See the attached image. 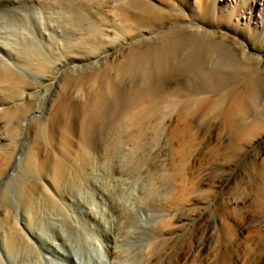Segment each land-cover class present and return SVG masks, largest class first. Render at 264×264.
<instances>
[{
	"label": "bare ground",
	"instance_id": "6f19581e",
	"mask_svg": "<svg viewBox=\"0 0 264 264\" xmlns=\"http://www.w3.org/2000/svg\"><path fill=\"white\" fill-rule=\"evenodd\" d=\"M93 7L95 12L89 10ZM26 9L35 23L45 26L39 31L44 48L28 39L30 31H16ZM73 23L77 32H72ZM254 40H264V0H0V147L9 148L12 137L23 132L31 136L19 161L27 175L14 181L20 221L0 191V264H46L43 249L49 251L54 239L66 247L69 236L50 223L46 208L63 216L69 232L71 217L61 198L44 190L46 183L65 201L85 182L103 194L110 209L108 228L100 230L108 256L116 257L107 243L125 233L132 217L109 184L116 187L115 175L131 168L144 172V151L132 166H120L112 153L120 144H135L136 137L141 142L150 138L145 134L154 117L168 122L170 164L182 165L200 135L194 134L192 118L219 119L217 129L232 137L234 146L264 143V66L261 57L247 53ZM233 45L243 50L241 56ZM62 59L71 67L59 73ZM171 74L179 80L163 89ZM7 89L12 93L4 96ZM167 104L174 107L166 111ZM11 157L0 154V185ZM146 172V181L152 182ZM243 172L232 185L233 196L219 204L222 248L212 245V225L199 231L211 221L201 207L204 201L177 197L168 173L151 186L152 196L142 195L146 206L165 212L155 220L160 225L147 233L158 237L157 244L151 251L137 245L130 259L140 257L142 264H261L256 255L264 245L252 243L261 230L254 228L252 213L242 212V197L253 190L255 202L264 205V146ZM174 176L179 178V169ZM180 177L188 185L193 175L183 169ZM204 185L198 181L195 186ZM159 189L171 198L157 196ZM163 199L169 201L167 208ZM196 204L200 208L189 212ZM87 216L97 224L93 212ZM194 219L193 232L172 248L180 230ZM46 229L52 231L50 237Z\"/></svg>",
	"mask_w": 264,
	"mask_h": 264
},
{
	"label": "rangeland",
	"instance_id": "374dc122",
	"mask_svg": "<svg viewBox=\"0 0 264 264\" xmlns=\"http://www.w3.org/2000/svg\"><path fill=\"white\" fill-rule=\"evenodd\" d=\"M72 9V5L66 6L65 15L71 16ZM26 10H23L25 13L23 14V18H21L22 22L20 24L22 26L19 24L16 31H20L25 34L30 31V36L27 35L28 39H32L34 42L36 41L40 46L43 45L41 47L44 48L45 41L42 39L39 31H45L43 30L45 26L40 25L37 22L36 24L32 17V12H28V10ZM58 10H61V8ZM89 10L91 12H95L94 7ZM76 23H73V26L71 27L72 32L78 31ZM33 27L36 30H34ZM50 46L53 48V45ZM56 46L59 45L56 44ZM233 47L234 49L237 48L236 51L239 53L238 55L241 56L243 50H241V48L236 45H233ZM247 53L257 55L259 58L261 57V66H264V40H254L251 48L247 50ZM62 60L63 61L57 62L59 65L56 69H59V73L63 68L71 67L69 66L71 64H68L67 60ZM178 72L180 71L178 70ZM175 73L178 75L177 72ZM176 74H171L162 82L163 89L172 86L174 82L179 80V77H177ZM176 77L178 79H176ZM38 84L42 85L40 82H38ZM8 93H12L10 89L3 91L4 96H7ZM173 107L174 105L167 104L165 109L166 111H169ZM99 121L103 122L101 119H99ZM191 122L192 125L195 126L193 127L194 134L196 131H198L200 135L191 144L192 146L188 147V151H186L184 156L187 158H184L182 165L178 163L170 164L173 160V154L167 140L166 126L168 125V122L166 120L162 121L161 119L155 117L149 123V129L146 130L145 134L150 135H148L150 138H147L149 142H147L148 140L146 138L141 142L142 138L136 137L135 144L127 142L124 145L120 144L122 146H120V150L116 151V148L113 150L114 152L112 153L111 158L113 161L116 160V163H118L120 166L135 165L136 157L139 156V153L141 154V152L144 151L142 152L144 157V161L142 163L144 172L131 168V170L124 171L120 175H115L114 179L116 181V187L111 186L113 185L112 182L109 184V187H112V192L117 197L116 200L118 203L124 205L132 217L130 219V223L127 225V227H125V233L119 236L114 242L111 241V243H107L108 245H111L112 248H114V251L117 253L116 257L108 256L106 252V242L102 235V231L100 230L102 228V230L105 231V229L108 228V223L106 220L109 217L107 214L108 209H110V202L103 196V194L99 192L94 193L88 188L85 182L80 186H76L75 196L65 201L66 198L64 200L62 196L57 195L58 192L54 190L49 183H46L44 190H46L48 193L46 191L45 193L61 198V201L64 204L69 217H71L70 220L72 222V228L69 232L68 228H65L61 222L63 216L53 208H46V214L49 216L50 223L55 227L59 225L60 227L58 226L56 228H61V232L69 236L68 240H66L65 248L61 246L59 240L54 239L53 243H51L52 246L50 247L49 251H47L48 249H43V256L45 257L46 264H142V262H137L139 259H141L140 257H134L133 259H130L131 255L137 251H135L134 248L139 245L140 248H144V251L147 250L146 248H148L149 251L154 249L157 244L158 237L153 235L150 237L151 234L147 233H149L151 227L160 225V222H158V224L155 220L159 219V217H163L165 214L163 208L160 209L158 206L154 205H151V207L146 206L144 204L142 195L144 196L147 194L149 197L152 196V192L150 190L151 186L154 183H158L162 179L161 177L167 175L168 173L171 177H166V180L168 183L171 181L169 186L172 184V182L175 183L177 197H183V199L186 200L193 196L196 198V200L199 199L200 201H204V204L201 207L211 217V221L206 222L199 231H201V233L205 232L209 228V225H212L213 227L211 228L215 231L213 233L216 235L213 239L212 245H214L215 249L222 248L223 242L220 238V233L223 226L219 224L217 217L220 201L227 200V197L233 196V192L235 191L234 189H236V187H233L232 185L235 183V180H237L238 177L244 173V168L248 167L252 162L255 151L262 150L264 143L261 140L256 141L251 146H249V144L246 142L234 146L235 144L232 141L233 138L227 137L226 134L222 132V130L217 129L220 122L219 119L204 118L201 120L198 118H192ZM23 133L16 136L17 138L12 137L9 148L5 147V149H1L0 147V152L3 153L4 156H12L9 161V165L6 164V175L0 185V191H3L10 205L13 207L14 212L17 215L16 220L18 221H20L21 216L20 212L15 207L16 191L14 181L19 176L24 177L27 175V171L19 164V161L23 152L28 148L26 146H29L31 139V136L28 133ZM220 135L222 137L221 139L219 138ZM209 141L213 144L210 149H206V145ZM2 150L5 151L2 152ZM108 156L109 155H107V157ZM109 158L110 157L107 159ZM93 162L96 166L97 160H94ZM178 169L179 178L174 176V173H176ZM183 169H185L187 173L193 175L192 181H188V185H186V181L180 177V171ZM147 170L150 171L152 182L146 181V178L148 177L146 172ZM198 181L199 183L204 182L205 185L202 187L195 186L196 182ZM220 183L221 186H219ZM183 184H185L187 187L184 185L185 188H183ZM230 185L232 186V189L228 188ZM255 193L256 192H253V190H250V195L245 193V195L242 197V199L245 200V204L243 206L244 210L242 209V212H248V214L252 213V219L254 222L253 225H255L254 228L257 229L259 227L258 230H261L260 239H257L259 241L252 240V243L264 245V239H262L264 238V205H260L255 202L258 196V194L255 195ZM156 195L164 196L167 198V200L169 199V196L171 198V194L169 195L168 192L160 189L156 191ZM167 200L163 199L165 205L164 207L166 208L169 205V201ZM199 206L200 204H196L193 207L190 206L191 209L189 212H191L193 209L200 208ZM90 212H93L96 217L95 219H98L97 224L94 222V220L92 221L90 216H87ZM237 212L238 214L242 213L241 210L236 211V213ZM195 222L196 219H194L193 222L190 221L192 224L188 223L189 225L187 224L185 226L186 228L184 227L183 230H180L179 234H182L179 236V239H176L172 243V248L177 247L182 242L183 238H185V234H187L189 231L193 232V227L196 226ZM51 232L52 231H50V229L45 230V233L48 237L51 236ZM45 233H42V235ZM141 242H143V244ZM146 242L147 244H145ZM38 245H40V243H38ZM215 252L217 256L221 254V250L217 249ZM256 258V260H258L261 264H264V246H261V250L258 251Z\"/></svg>",
	"mask_w": 264,
	"mask_h": 264
}]
</instances>
